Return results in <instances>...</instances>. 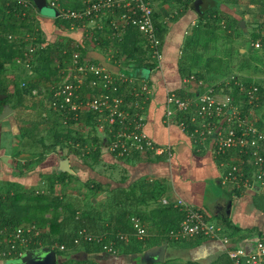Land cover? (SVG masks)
<instances>
[{"label":"trees","instance_id":"1","mask_svg":"<svg viewBox=\"0 0 264 264\" xmlns=\"http://www.w3.org/2000/svg\"><path fill=\"white\" fill-rule=\"evenodd\" d=\"M55 1V5L50 6L57 10V15L49 18L39 12L30 0H0V95H5L0 99V113L6 105L12 110L5 117L12 137L17 140V144L12 146V156L19 157L22 153H26L25 159L17 158L15 161L13 172L15 177L24 176L48 154L55 152L58 146L65 147V156L73 154L80 159V165L82 164L90 172H96L89 161L98 165L101 161L102 147L106 143L104 136L96 128L98 114L90 111L80 113L77 120H69L68 125H62L58 115L49 107L51 78L66 66L73 52L79 51L84 55L89 42L86 41L84 33L81 36L83 38L80 39L78 33L76 35L73 31L65 32L73 22L58 15V11L63 8L78 9L79 0ZM201 1L206 3L205 0ZM156 3L159 6L154 5L152 15L155 36L159 41L156 49L162 51L164 36L169 29L168 24L177 23L189 10L193 12V0H157ZM237 5H243L244 8L238 11ZM229 9H232L234 14L230 13ZM245 15H249L255 24L249 32L247 43L235 47L234 42H237L238 37L246 31L239 24L240 20L246 22ZM109 17H105L103 21L105 34L97 37L96 32L101 33V30L94 31L96 41L92 46H88L92 50L99 48L109 54L110 65L119 66V69L134 78L133 83L120 84L118 87L117 93L124 98L125 105L134 101L142 102L144 99L145 106L152 94L143 93L137 97L133 92L139 91L143 78L146 79L151 92H154L149 78L150 71L161 66V61L158 62L152 57L155 46L152 48L146 37L132 25L126 26L119 38L106 36L110 26ZM196 18L190 31L178 45L177 71L180 78L193 75L196 79H202L206 84L211 85L214 91L229 94L232 102L241 104L243 110H247L252 105L246 103L248 97L246 92L240 90V84L244 85L246 90L250 85H256L258 87L256 92L258 98L254 100L257 105L256 124L264 130L258 112L263 108L264 113V86L258 77L253 81L254 78L249 73L263 71V68L258 69L259 65L264 67V0H207V5L204 8L200 7V14L196 13ZM74 23L78 26L80 22L74 20ZM50 34H53L52 38H48ZM256 41L260 44L258 48L253 47L252 44ZM29 46H36L30 55ZM240 49L244 51L240 52ZM99 55L102 63H106L107 59L101 53ZM232 68L239 73L227 74L226 71L231 72ZM226 75H229L228 79L225 78ZM33 90L35 93H32ZM173 91L182 97H191L194 94L187 91L183 84ZM178 116L183 120V115ZM185 121L190 126L188 119ZM1 122L2 120H0V138ZM76 125H88L89 129L87 132L80 131L75 127ZM233 155L231 151L224 156H217L216 160L227 165ZM150 156L159 155L146 151L133 152L117 158L147 159ZM80 165L78 167L83 168ZM225 165L222 166L223 170ZM244 167L247 172L252 169V166ZM51 172L39 174L41 180L47 183L45 190L35 187L26 189L21 182L15 180H0V230L27 224H34L39 230L34 243L31 242L23 249L19 248V252L46 245L56 252L57 264H121V258L130 259L128 262L123 261L125 264L131 262L146 264L142 260V255L144 250L154 244L152 238L155 236L161 237V241L168 243L203 238L198 235L179 240L168 238V231L178 226L183 213L175 203L169 200L168 204L161 202L164 189L158 180L137 179L127 186H119L113 185L112 181L101 182L90 175L85 184L87 189L93 192L92 196L96 193H105V195L100 202L93 203L88 198V202L85 200L81 203L82 200L67 199L64 191L56 190L57 184H66L67 180L77 179V176H71L68 172L58 174L55 171ZM50 174L54 176L52 180ZM124 180L125 177L122 176L121 182ZM263 184L264 182L258 183L257 188H262ZM230 193L238 196L243 192L234 188L230 189ZM253 197L255 207L264 210V190L260 192L258 190ZM203 214L208 219L204 212ZM129 216L140 219L149 237L137 238L131 235L126 242L118 241L113 237L117 231L130 233L132 227L128 222ZM220 224L227 229L225 231L233 240L245 237L243 234L238 235L240 228L234 227L226 216L221 217ZM83 228L93 235L106 234L107 237H113L116 253L111 254L103 249L102 246L107 242V238H102L100 242L84 239L74 242L78 236L77 231ZM258 236L257 239L264 242V237L260 234ZM60 245H63L62 249ZM17 258L18 256H15L14 260Z\"/></svg>","mask_w":264,"mask_h":264},{"label":"built area","instance_id":"2","mask_svg":"<svg viewBox=\"0 0 264 264\" xmlns=\"http://www.w3.org/2000/svg\"><path fill=\"white\" fill-rule=\"evenodd\" d=\"M156 1L79 0L78 9L63 8L58 11V15L73 22L67 31L79 30L81 33L79 38L82 39L84 33L86 41H96L94 31L101 30L105 34L103 21L107 16H110L108 20L110 26L106 36L119 38L124 28L132 25L146 37L152 48L155 46L152 57L159 62L162 53L156 49L159 41L155 36L152 16ZM55 3V0L48 1L49 5ZM74 20L80 22L78 26L74 24ZM252 44L255 48L260 46L258 41ZM35 48L36 46L28 47L29 55ZM116 67L117 70L111 69L105 63L88 57L87 54L73 52L66 66L51 78V93L48 97L50 109L58 115L64 125H68L69 120H77L80 113L90 111L98 114L96 128L105 138L106 143L103 147L114 153L115 157L146 151L154 154L165 153L169 156L170 146L155 144L153 138L144 130V99L142 102L134 101L125 105L124 98L117 93L120 84L133 83L134 78L124 73L119 66ZM258 78L264 86V76ZM253 81H256V78ZM182 83L187 91L194 94L191 97H182L173 90H166L163 103L164 122L167 125H177L197 151L206 149L215 158L232 151L234 155L230 157L227 165L220 162L221 166L225 165L220 175L221 184L241 192L255 190L258 183L264 182V130L256 124L257 105L254 102L258 98L256 93L258 87L250 85L246 90L244 85L240 84V90L246 92L248 97L246 103L252 105L243 110L241 104L232 102L229 94L214 91L211 85L202 79H196L193 75L182 78ZM140 85L139 91L133 92L135 96L139 97V94L143 93L152 94L146 79L143 78ZM32 93H35V90ZM179 114L183 115V120L179 118ZM187 119L190 126L185 121ZM88 129V125H83L80 130L87 132ZM245 165L252 166L250 172L246 171ZM161 202L169 203L164 197ZM174 203L183 213V218L177 227L168 231L169 239L179 240L198 235L205 239L218 240L224 246L231 264H264L263 241L255 239L247 245L238 244L231 239L220 223L209 221L200 209L182 199H177ZM128 222L132 230L130 233L117 231L113 236L116 240L126 242L131 235L137 238L149 237L147 229L138 217L129 216ZM77 232L78 236L74 242H78L79 239L100 242L102 238H107L103 249L111 254L116 253L113 237H107L106 234L93 235L84 228ZM38 234L39 230L34 224L1 229L0 261H10L14 260L15 256L19 257L23 253L19 252V248L23 249L31 242L34 243ZM59 247L62 249L63 245Z\"/></svg>","mask_w":264,"mask_h":264},{"label":"crops","instance_id":"3","mask_svg":"<svg viewBox=\"0 0 264 264\" xmlns=\"http://www.w3.org/2000/svg\"><path fill=\"white\" fill-rule=\"evenodd\" d=\"M156 5L159 6L156 3L155 7H158ZM188 12L192 13L190 10L187 11V14ZM185 20L184 17H181L177 21L179 27L185 25ZM173 25L164 36L160 68L158 71L154 69L150 71L149 78L154 92L146 103L144 112L145 132L153 138L156 144L170 146V155L166 156L162 153L147 159L130 157L128 160H124L118 159L102 147L101 161L98 163L102 167V172L96 171L97 174L94 171L91 173H94L96 175L94 177L101 182L112 181L113 185L119 186H127L137 179L158 180L164 189L162 197L172 203L177 199H182L195 208L201 209L208 218L216 216L219 223L221 217L226 216L234 227L240 228L241 231L238 235L243 234L245 237L233 240L229 233H226L238 244L247 245L259 238L258 234L264 237V210L255 207L253 201V195L258 190L259 192L264 190V184L262 188L248 190L238 196L231 194L230 189L220 182L223 169L213 154L203 148L198 151L195 150L177 125H167L164 122L163 103L166 90H175L183 84L177 71L180 40L175 39L176 35H180L182 31L179 32L180 29L175 27L172 32ZM86 54L94 60L95 58L101 59V55L95 49L89 50ZM105 62L107 67L114 70L118 69L116 65H110V61L106 60ZM88 171L85 167L82 168L81 172L90 176V171ZM122 176L125 177L124 182H121ZM215 185H219L222 191H212ZM160 238L159 236L153 237L154 244L152 246L163 243L164 241H161ZM166 243L163 261L182 259L189 264H219V262L230 261L224 246L218 240L202 238ZM179 253H181L180 256ZM121 259V264L130 260ZM131 259L134 260V258ZM142 260L146 264L157 261L152 255L146 257L142 255Z\"/></svg>","mask_w":264,"mask_h":264},{"label":"rangeland","instance_id":"4","mask_svg":"<svg viewBox=\"0 0 264 264\" xmlns=\"http://www.w3.org/2000/svg\"><path fill=\"white\" fill-rule=\"evenodd\" d=\"M205 2L206 3H204V1H201V3H200V7L201 8H204L207 5V0H205ZM156 6H158V5H156ZM243 8H244L243 5L236 6V10H238V11H241ZM53 9L54 8H52L51 6H47V7L42 8L41 10H39V12H41L46 17L52 18V17H54ZM223 9L225 10V8H223ZM228 11L230 13L234 14L232 9H229ZM235 16H237V15H235ZM184 18L186 19L184 26H180L179 27L178 23H175L174 25L173 24H170V25L168 24V28H169L168 31L171 30V26L172 25H173L172 32H173V29L175 27H178V30L180 29L179 32L182 31L180 33V35L177 34L176 37H175L176 40H178V39L180 40L179 45L181 44V41L183 40L184 36L190 31V27L193 25V23L197 19L196 18V13L194 11L192 13L188 12V14H186V16H184ZM244 19L246 20V22H244V25H243L242 28L246 29V31L241 37H238V41H237L238 44H237V42H234V44H236L235 47H240V45H242V43H244V44L247 43V38L249 36V32H250L252 26L255 24L252 21L251 17H249V15H245ZM175 31H176V29H175ZM65 32H67V30ZM73 32H74L73 34H76V35L78 33L79 37H80L81 33H80L79 30L78 31L74 30ZM97 33H99V32H96V36L97 37H101V36L104 35V32L99 33V35H97ZM52 37H53V34L48 35V38H52ZM170 38H172V37H170ZM168 41H169V37H168ZM93 42L94 41L90 40L87 43V45H86V48H87L86 53L89 50H92L91 47H89L88 45L92 46ZM247 45L248 44H246V46ZM244 48H246V47H244ZM96 50L99 53H101L108 61L110 60L109 54H107L106 52L100 50L99 48H97ZM247 50H248V48H247ZM243 51H244V49H240V52H243ZM108 52H110V51L108 50ZM178 55H179V48H178ZM95 61H96V58H95ZM99 63H102L101 59H99ZM259 68H263V71L258 70V72H249V73L252 74L251 76H253V78L264 76V67L259 65L258 69ZM128 69H130V66H129ZM155 70L158 71V69H155ZM229 72L230 71H226V73L229 74V75L230 74H234V73H236L238 71L235 70L234 68H232V71L230 73ZM124 73H126V72L124 71ZM229 75H226L227 77H225V78L228 79ZM215 77H217V76L215 75ZM220 91H222V89H220ZM258 112L260 114V121L264 125L263 108H260L258 110ZM1 120H2V122H1L2 134H1V138H0V180H4V179L15 180L17 182H21V184H23L24 187H26V189L27 188H31V187H35V188H38L39 190H45L47 188V186H46L47 183H46V181L43 182V180H41V176H39V174L40 173L48 174L51 171H55V168H56L55 166L57 164V158L58 157H68L69 158V162L72 164L71 167H72V170H73V173H69V174H71V176L72 175L77 176V179L70 178L69 180H67L66 184H61V185L57 184L56 185V190L58 192L64 191L65 192V197L67 199H76V198H78L79 201L82 200L81 203H83L85 200H87L86 202H88V198H90V201L93 202V203L100 202L102 200V198L105 195V193H103V194L96 193V194H94L95 196H92L93 192H91L89 189H87L86 184H85V181L89 177V174H86V175L82 174V172H81L82 168L78 167V165H80V162H81L78 157L74 156L73 154H70L69 156H65V147L58 146L55 149V152H52V153L48 154L46 156V158L41 163L37 164L33 169L29 170L24 176H21V177L13 176V172L15 171V166L14 165H15L16 159L17 158H18V160L25 159L26 158V155H25L26 153H22L19 157L12 156V146L14 144H17V140L14 137H12V134L9 131L7 118H3ZM62 125H64V124H62ZM75 127H77L79 130L81 129V126H75ZM104 150H106V149L104 148ZM89 163L94 166V168H95V170L97 172H102V167L99 164L98 165H96V164L94 165L91 161H89ZM80 166L85 168L82 164ZM89 173H90V175L96 177V175L94 173H91V172H89ZM56 174H58V173L56 172ZM50 175H51L50 179L52 180L54 178V176L52 174H50ZM46 176L49 177L48 175H43V177H46ZM213 190H215L216 192H221L222 191V189H221V187L219 185H215V187L212 189V191ZM82 195L84 196L83 199H82ZM208 220L213 222V223H219L217 218H216V216H212L211 218L209 217ZM185 252H187V251H185ZM181 253H179V256H180ZM0 262L2 263L3 261H0ZM148 264H189V263H187L185 260H182V259H177L176 261L172 259V261H170V260L165 261V262H163V261L162 262L155 261V262H149ZM219 264H229V261L223 262V263L219 262Z\"/></svg>","mask_w":264,"mask_h":264},{"label":"water","instance_id":"5","mask_svg":"<svg viewBox=\"0 0 264 264\" xmlns=\"http://www.w3.org/2000/svg\"><path fill=\"white\" fill-rule=\"evenodd\" d=\"M36 6L38 10H41L44 7L50 6L46 0H30ZM200 3L201 0H193L192 9L195 13L200 14ZM54 16L57 15V10L54 8ZM239 24L241 27L244 25V21L240 20ZM5 95L1 94L0 99ZM12 112L9 106H5L2 112L0 113V120L7 117ZM55 172H68L73 173L71 164L68 157H58L57 164L55 166ZM167 243L163 242L159 245L152 246L144 250L143 257L152 255L155 260L163 261L164 252L166 249ZM1 264H57V255L56 252L51 249L49 246L43 245L38 249H30L23 252L16 260L3 261Z\"/></svg>","mask_w":264,"mask_h":264},{"label":"flooded vegetation","instance_id":"6","mask_svg":"<svg viewBox=\"0 0 264 264\" xmlns=\"http://www.w3.org/2000/svg\"><path fill=\"white\" fill-rule=\"evenodd\" d=\"M67 32H69V31H67Z\"/></svg>","mask_w":264,"mask_h":264},{"label":"clouds","instance_id":"7","mask_svg":"<svg viewBox=\"0 0 264 264\" xmlns=\"http://www.w3.org/2000/svg\"><path fill=\"white\" fill-rule=\"evenodd\" d=\"M48 3V2H47Z\"/></svg>","mask_w":264,"mask_h":264}]
</instances>
